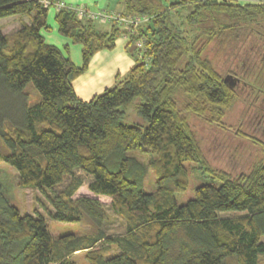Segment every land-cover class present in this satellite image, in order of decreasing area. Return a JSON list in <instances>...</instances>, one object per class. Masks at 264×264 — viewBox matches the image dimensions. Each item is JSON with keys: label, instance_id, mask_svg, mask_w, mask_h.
Returning <instances> with one entry per match:
<instances>
[{"label": "trees", "instance_id": "trees-1", "mask_svg": "<svg viewBox=\"0 0 264 264\" xmlns=\"http://www.w3.org/2000/svg\"><path fill=\"white\" fill-rule=\"evenodd\" d=\"M254 1L119 0L120 14L150 17L127 44L144 38V49L113 87L84 100L73 81L97 52L113 50L125 30L116 22L100 30L65 2L54 18L58 32L82 46L77 66L70 44L61 49L41 34L49 30L53 7L43 0H0V18L29 17L10 36L0 29V137L9 149L0 150V159L17 169L20 186L48 196L52 219L86 220L92 227L85 234L54 237L42 216L22 214L0 184V264H76L72 256L80 252L88 264H225L229 256L238 264H257L260 255L264 259V160L238 177L217 170L189 123L191 115L221 122L234 105L236 89L224 81L210 49L259 36L255 29L264 24V0ZM187 5L194 9L177 22ZM221 16L231 21L202 26ZM29 83L40 95L31 105L24 91ZM134 149L151 157L144 161L129 154ZM187 162L196 163L209 180L179 205L176 194L189 185ZM150 168L154 192L144 189ZM77 170L92 176L90 191L111 198V210L125 221L124 233H104L108 214L97 198H73L82 185ZM65 177L71 178L68 185L49 194ZM230 212L236 214L225 215Z\"/></svg>", "mask_w": 264, "mask_h": 264}, {"label": "rangeland", "instance_id": "rangeland-1", "mask_svg": "<svg viewBox=\"0 0 264 264\" xmlns=\"http://www.w3.org/2000/svg\"><path fill=\"white\" fill-rule=\"evenodd\" d=\"M78 1H83L82 3H85L86 6L90 8L94 6L95 2V0ZM254 2V0H237V2L231 3L242 5ZM165 3H167V1H165ZM100 8L93 9L99 10ZM193 9L194 6L192 5H187L185 8L181 9L180 15L176 21L179 22L180 17L188 14ZM54 14L55 8H50L47 19L49 30L42 29L41 34L44 36L47 43L54 44L61 49L64 44H70V57L75 65L80 66L82 64V46L80 44H71L69 38L58 32ZM219 18V22L210 19L204 22L202 26L210 28L231 21L227 16H221ZM24 21H29V17L24 14L0 18V29L10 36L21 27ZM100 23L103 25H98L96 23V27L100 30H107L113 22ZM263 28L264 24L261 25L260 28L255 29L259 36H256V34L249 35L246 40L223 46L217 51H215L214 48L210 49V56L214 60L222 77L224 78L226 75L231 74L240 79V83L234 85L238 97L223 120L221 122H210L197 115L190 116V127L195 133L209 165L233 177L249 173L256 163L264 160V132L260 128L257 129V122L261 117V113H264V66L262 67V63H259V61L262 62V59H264ZM123 36L128 38L124 34L118 36V53L112 55L114 56L113 59L111 57L108 59V56L105 55L107 53H102V60H98L97 63L94 62L90 71L75 81L78 90L80 89L81 83H84L86 86L87 84L96 82L95 86L90 90L92 96L101 94L105 89L114 86V81H116L115 79L118 74L124 76L128 73L131 65L136 62L138 49L133 42L129 47H127V45L124 47L125 41ZM120 54L122 57H120ZM126 60H128V65ZM102 61L103 63L101 66L103 67L104 64H106L107 68L104 67L101 71H98V66H100L99 64ZM113 61H115V64ZM256 61L258 62L256 63ZM113 67L116 68L113 69ZM111 80L113 84L109 85ZM24 91L30 94L27 99L29 105L40 99V95L32 83L27 84ZM85 97L86 99L91 98V96L88 95ZM130 115L132 118L136 116L132 108L130 109ZM127 121L129 123L133 122L131 119ZM0 150L4 152L9 151L1 137ZM129 154L135 155L144 161H147L151 157V154L143 152L140 149L131 150ZM186 166L189 171V185L187 189L176 194V202L179 205L194 197V188L197 185L209 180L208 176H203L201 173L202 170L196 163L187 162ZM75 178L80 179L82 185L73 194V198L80 196L97 198L105 207L108 215L102 226L104 233L107 235H120L124 233L126 230L125 221L111 210V198L109 196L96 194L89 190L88 185L92 180V176L77 170L75 172ZM155 180V172L150 168L144 181V189L147 192L156 191L157 186ZM70 181V177H65L64 182L55 186L52 191L50 190L51 192L47 188L43 190L45 192L49 191L48 193L53 195L54 192L64 189ZM0 184L11 204L17 207L22 214L31 213L42 216L46 220L50 233L54 237L67 233L85 234L92 231L90 223L86 220L82 222H61L52 219L49 215V211L53 210V206L48 196L35 187L20 186L18 184L17 169L2 158L0 159ZM233 214L236 213H225V215ZM108 251L112 254L116 252L113 248L108 249ZM85 254V252L76 253L72 258L75 260L76 264H88ZM225 264H238V262L233 256H229L225 260ZM257 264H264V259L261 255L259 256Z\"/></svg>", "mask_w": 264, "mask_h": 264}, {"label": "built area", "instance_id": "built-area-1", "mask_svg": "<svg viewBox=\"0 0 264 264\" xmlns=\"http://www.w3.org/2000/svg\"><path fill=\"white\" fill-rule=\"evenodd\" d=\"M43 3L46 6H50L53 8H60L65 5L64 1H57L52 2L51 0H43ZM71 8L76 11L78 17L80 18H88L96 22H104V23H112L116 22L118 26H120L122 29L125 30L124 35L130 39L131 34H134L137 32V28L147 21H149L150 17L147 15H133V16H124L120 14L119 12L111 11L108 9H99V10H93L90 7H87L86 5L79 4L75 6H70ZM144 38H138L135 42V46L139 51V55L142 54V50L144 49Z\"/></svg>", "mask_w": 264, "mask_h": 264}, {"label": "crops", "instance_id": "crops-1", "mask_svg": "<svg viewBox=\"0 0 264 264\" xmlns=\"http://www.w3.org/2000/svg\"><path fill=\"white\" fill-rule=\"evenodd\" d=\"M62 1H64V2H66L67 4H71V5H79V4H83L82 2L83 1H78V0H62ZM98 2V3H97ZM83 5H86L85 3L83 4ZM98 7H97V6ZM96 6V7H95ZM100 7H102V8H100ZM93 8H100V9H108V10H111V11H115V12H120L121 10V7H120V3H119V0H95V2H94V6L91 8V9H93ZM93 10H98V9H93ZM55 11H56V8H55ZM98 25H103L102 23H100V22H96ZM124 37V36H123ZM124 39V47L128 44V42H129V39L128 38H126V37H124L123 38ZM67 44V43H66ZM65 45V44H64ZM70 50H71V47H70ZM118 41L116 40V46H115V48L113 49V50H102V51H99V52H97L93 57H92V59H91V61H90V64H89V67H88V69H87V71L86 72H84L83 74H81L79 77H77L74 81H73V85H74V88H75V90H76V92H77V95L81 98V99H84V100H89V99H86V95H88V96H91V98L94 96H92V93H91V89L95 86V83L96 82H93V84H87L86 86L84 85V83H81V85H80V89L78 90L77 88H76V85H75V81H77L82 75H85L88 71H90V69H91V67L93 66V63L95 62V63H97L98 62V60H102V53H107V54H105L106 56H108V59L111 57L112 59L114 58V56H112V55H115V54H117L118 52ZM69 56H70V53H69ZM120 57H122V55L120 54ZM71 58V57H70ZM72 60V59H71ZM73 61V60H72ZM114 62V64H115V61H113ZM74 63V62H73ZM103 63V61L99 64L100 66H98V71H101L102 70V68H104V67H106L107 65L106 64H104V66L102 67L101 66V64ZM126 63H127V65L129 64L128 63V60H126ZM133 65V64H132ZM132 65H131V67H132ZM130 67V68H131ZM107 68V67H106ZM114 68H116V67H113V69ZM121 78L122 77H124V76H122V75H120V74H118ZM116 80V79H115ZM96 81V80H95ZM114 82H116V81H114ZM110 84H113V81L111 80L110 82H109V85ZM115 84V83H114ZM109 85H107V86H109ZM107 88V87H106ZM90 98V99H91Z\"/></svg>", "mask_w": 264, "mask_h": 264}, {"label": "flooded vegetation", "instance_id": "flooded-vegetation-1", "mask_svg": "<svg viewBox=\"0 0 264 264\" xmlns=\"http://www.w3.org/2000/svg\"><path fill=\"white\" fill-rule=\"evenodd\" d=\"M262 61H263V59H262ZM257 62L258 61H256V63ZM259 63H261V62L259 61ZM236 78H237L236 84L238 85L240 83V79L238 77H236ZM258 128H260L264 132V113L263 112L261 113V117L259 118V120L257 122V129Z\"/></svg>", "mask_w": 264, "mask_h": 264}, {"label": "water", "instance_id": "water-1", "mask_svg": "<svg viewBox=\"0 0 264 264\" xmlns=\"http://www.w3.org/2000/svg\"><path fill=\"white\" fill-rule=\"evenodd\" d=\"M223 79L231 87H234V85L236 84V80H237V78L231 74L226 75Z\"/></svg>", "mask_w": 264, "mask_h": 264}]
</instances>
